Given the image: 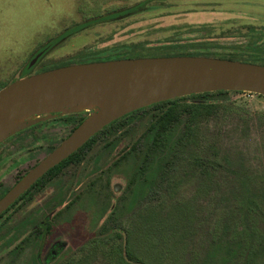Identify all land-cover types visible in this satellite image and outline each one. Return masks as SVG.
Listing matches in <instances>:
<instances>
[{"label": "rangeland", "instance_id": "obj_1", "mask_svg": "<svg viewBox=\"0 0 264 264\" xmlns=\"http://www.w3.org/2000/svg\"><path fill=\"white\" fill-rule=\"evenodd\" d=\"M52 40L56 43L43 51L41 48ZM174 55L237 58L232 60L264 65V0H0V90L18 79L65 65L117 56ZM258 113H264L263 95L230 93L227 103L202 121L185 158L176 164L159 191L139 201L133 212L121 215L114 226L130 227L144 210L154 207L165 213L177 203L196 198L199 220L177 264H216L224 251L209 260L214 241L224 235L237 237L236 229L244 223L236 211L245 190L235 181L227 160H242L256 186L264 187V124L258 120ZM53 115L61 114L33 116L31 120L50 117L25 126L13 135L25 131L23 134L11 135L0 144V194L49 154L50 147L67 137L69 129L64 121L48 123ZM145 119L117 134L123 137L115 150L107 149L105 141L98 143L81 164L68 165L31 201H19L8 213L7 226H18L31 217L45 226V218L64 207L138 137ZM197 157L216 166L212 181L202 191L194 165ZM122 172L115 170L111 177L110 187L116 197L127 183ZM66 188L70 192L65 203L48 211V202ZM65 217L58 218L36 250H28L19 260H14L10 248L0 251V264H27L33 251L39 254L37 264L71 259L75 264H110L102 249L94 250L98 245L96 227L105 218L94 224L96 209L88 208L85 200L65 211ZM4 221L2 218L0 223ZM254 223L260 229L264 226L260 220ZM30 229L33 227L25 234Z\"/></svg>", "mask_w": 264, "mask_h": 264}, {"label": "trees", "instance_id": "obj_2", "mask_svg": "<svg viewBox=\"0 0 264 264\" xmlns=\"http://www.w3.org/2000/svg\"><path fill=\"white\" fill-rule=\"evenodd\" d=\"M55 43L52 40L41 49L46 51ZM233 92L242 91L205 92L159 102L134 111L106 126L78 151L40 178L17 202L31 201L68 165L81 164L98 143L105 141L104 146L108 147L107 149L115 150L123 137V135L118 137L117 134L147 118L139 130L138 137L126 148L121 149L119 155L107 167L102 168L97 177L88 181L78 193H75L64 207L54 212L49 219L45 218V226L33 217L21 221L18 226H7L6 222L9 219L2 223L0 227L1 230L5 229V232L1 234L0 251L10 248L14 260L17 258L19 260L28 250H36L39 242L57 224L58 218L63 217L66 220L65 211L85 200L88 208L96 209L94 224L105 218L96 227L98 245L94 250L102 249L106 258L108 257V263L177 264L178 256L187 248L199 220L196 198L177 203L165 213L154 207L144 210L130 227L119 224V228H116L114 223L121 215L133 212L139 201L159 191L158 188L162 187L176 164L185 158L186 149L194 143L202 121L218 112ZM87 116L86 112L71 113L49 119L48 123L64 121L68 125L69 135ZM257 118L264 124V113H258ZM37 126L31 128L35 129ZM23 132L25 131L13 136L17 137ZM194 165L199 171L202 191L212 181V168L216 169V166L212 167V163L209 164L207 160L198 157ZM227 165L235 174V181L245 190L237 203L236 211L244 223L242 227L238 225L237 237L225 238L224 235L214 241V252L210 254L209 260L217 259L216 256L222 249L224 254L218 256L216 264H264V226L260 229L261 227L254 223L260 220L264 224V187L261 189L256 186L254 177L248 172L242 160L234 162L229 159ZM115 170H123L122 173L127 177L126 187L117 197L110 187ZM67 192H70L68 188L61 189L52 201L48 202L47 210L55 211L62 206L66 201ZM31 226L33 229L25 234ZM13 244L14 248L11 249ZM38 258L39 254L33 251L27 264H37ZM75 263L76 260L71 259L58 264Z\"/></svg>", "mask_w": 264, "mask_h": 264}, {"label": "water", "instance_id": "obj_3", "mask_svg": "<svg viewBox=\"0 0 264 264\" xmlns=\"http://www.w3.org/2000/svg\"><path fill=\"white\" fill-rule=\"evenodd\" d=\"M215 91H246L264 96V65L191 55L117 58L45 70L3 87L0 140L4 139L0 144L25 126L50 117L13 125L32 111L50 106L68 107L72 102L85 100L104 101L107 107L88 115L0 198V215L52 168L114 121L159 102ZM84 111L69 107L50 114Z\"/></svg>", "mask_w": 264, "mask_h": 264}, {"label": "bare ground", "instance_id": "obj_4", "mask_svg": "<svg viewBox=\"0 0 264 264\" xmlns=\"http://www.w3.org/2000/svg\"><path fill=\"white\" fill-rule=\"evenodd\" d=\"M69 107H73V108L81 109V110H91V111H94V113L97 114L99 111H102V110L106 109L107 103L104 102V101H98V100H85V101H80V102H72V103H70V105L68 107H66V106H50V107H46V108L41 109V110H37V111L35 110V111L30 112V113H27L26 115L18 118L13 123V125L21 124L24 121H27L28 119H30V118H32L33 116H36V115L61 112L62 109L69 108ZM96 114L93 115L92 119H94L96 117ZM3 139L4 138H2L0 140V142Z\"/></svg>", "mask_w": 264, "mask_h": 264}, {"label": "flooded vegetation", "instance_id": "obj_5", "mask_svg": "<svg viewBox=\"0 0 264 264\" xmlns=\"http://www.w3.org/2000/svg\"><path fill=\"white\" fill-rule=\"evenodd\" d=\"M61 115H58V116H56L55 118H57V117H60ZM68 136V135H67ZM66 138V137H65ZM60 144V143H59ZM18 154H20V146H19V144H18ZM26 173V172H25ZM24 173V174H25ZM24 174H22L21 176H19L18 177V179L15 181V183H14V185L22 178V176L24 175ZM13 185V186H14ZM12 186V187H13ZM11 187V188H12ZM11 188H9L7 191H5V192H3L2 194H0V198H2ZM19 200V199H18ZM18 200H16V202H14L5 212H3L1 215H0V220L2 219V218H5V221L7 220V219H10V217L11 216H9L8 215V213L12 210V209H14L17 205H18V203L19 202H17ZM4 221V222H5ZM4 222H2V223H4ZM2 223H0V226L2 225ZM2 232H5V229L4 230H1V227H0V239H1V234H2Z\"/></svg>", "mask_w": 264, "mask_h": 264}]
</instances>
